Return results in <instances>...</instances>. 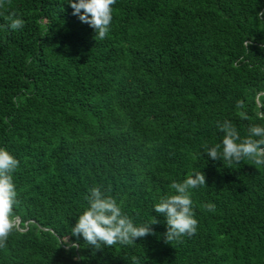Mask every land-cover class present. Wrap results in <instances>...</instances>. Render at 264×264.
Segmentation results:
<instances>
[{"label":"trees","instance_id":"trees-1","mask_svg":"<svg viewBox=\"0 0 264 264\" xmlns=\"http://www.w3.org/2000/svg\"><path fill=\"white\" fill-rule=\"evenodd\" d=\"M261 11L264 0H116L101 40L68 0H4L0 147L19 161V222L0 264H264V165L204 151L222 141L217 121L241 138L264 126ZM194 171L206 177L191 190L197 231L165 243L154 205ZM93 187L137 226L155 217L153 234L101 249L71 235Z\"/></svg>","mask_w":264,"mask_h":264},{"label":"clouds","instance_id":"clouds-1","mask_svg":"<svg viewBox=\"0 0 264 264\" xmlns=\"http://www.w3.org/2000/svg\"><path fill=\"white\" fill-rule=\"evenodd\" d=\"M4 0H0V7ZM73 15L78 16L82 23L88 24L95 31V39H104L112 22V5L116 0H68ZM259 18H264V11L257 12ZM8 19L10 28L18 30L24 26V20L16 17L12 12ZM237 109H243L242 100L236 102ZM241 119H248L245 112L240 111ZM216 126L222 133L221 143L212 147L204 145V151L212 160H221L229 168L232 164L241 163L248 159L256 166L264 165V126L250 125L248 135L241 138L234 124L229 120L222 123L217 121ZM19 167V161L5 148L0 147V248L5 247L10 234L18 229L17 218L13 214L14 206L18 205V193L13 181V173ZM206 186V177L202 171H194L187 175L182 182L173 181L170 189L174 194L160 198L154 205L157 214L165 217L166 232L163 233L165 243L181 241L184 236L196 233L198 221L194 218L192 189ZM90 195L85 196L88 207L80 214L76 223L71 227V235L83 237L87 245L95 249L112 247L114 245H133L138 238L153 234V222L137 226L132 219L125 215L117 201L106 195L100 187L89 189ZM209 212L215 211L214 203L201 205ZM69 249L79 247L78 243L69 240L65 244ZM133 264H138L136 257Z\"/></svg>","mask_w":264,"mask_h":264}]
</instances>
